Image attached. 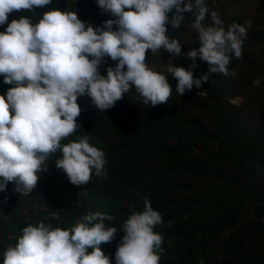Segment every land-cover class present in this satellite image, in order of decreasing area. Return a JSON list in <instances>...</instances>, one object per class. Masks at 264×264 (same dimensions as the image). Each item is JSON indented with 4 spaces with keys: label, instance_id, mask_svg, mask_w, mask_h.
<instances>
[{
    "label": "clouds",
    "instance_id": "9594fccd",
    "mask_svg": "<svg viewBox=\"0 0 264 264\" xmlns=\"http://www.w3.org/2000/svg\"><path fill=\"white\" fill-rule=\"evenodd\" d=\"M96 2L114 19L101 26L86 25L76 11L50 9L35 23L29 16L7 23L14 11H31L52 0H0V26L7 24L0 31V75L13 85L6 95L0 94V193L13 182L15 192L30 194L48 166L45 162L57 152L61 155L55 165L73 185L87 184L93 172L106 177L105 153L90 144L88 133L78 125L79 98L90 97L93 105L106 110L135 88L144 104L168 102L173 91L169 75L147 65L148 50H167L192 61L188 69L173 63L166 68L178 81L175 91L183 95L193 86L200 88L212 73L229 75L230 60L241 57L247 28L252 26L251 21L233 22L226 30L207 0ZM185 12L194 15L191 28L199 40V46L187 53L167 34L168 25L181 26ZM209 16L211 23H204ZM105 57L118 63L103 75L99 68ZM198 59L207 62L209 71L197 78L193 69ZM231 75L237 73L233 70ZM253 83L259 86L261 81ZM73 133L76 140L62 143ZM112 219L95 212L66 230L44 222L28 225L17 243L0 253L3 264H111L102 244L115 239L118 228L105 223ZM161 223V213L145 198L143 211L122 225L125 235L115 264H160L163 236L154 228Z\"/></svg>",
    "mask_w": 264,
    "mask_h": 264
},
{
    "label": "trees",
    "instance_id": "16d2710c",
    "mask_svg": "<svg viewBox=\"0 0 264 264\" xmlns=\"http://www.w3.org/2000/svg\"><path fill=\"white\" fill-rule=\"evenodd\" d=\"M78 2V5L68 6V1L52 0L51 4L31 11H14L9 14L7 23L21 16H29L35 23L50 9L76 11L86 25L101 26L108 19H114L109 13L99 12L95 0ZM192 21L194 19H190L189 26ZM6 26H0V31H4ZM167 34L180 42L179 28L168 25ZM192 34L194 37L180 42L185 53L199 46L198 33ZM173 58L162 49L155 53L148 50L146 55L150 68L169 75L173 91L168 102L157 106L144 104L135 88L106 110L93 105L90 97L79 98L82 111L77 117L78 125L88 133L90 144L105 153L106 177L93 172L87 184L73 185L66 173L55 165L61 155L57 152L45 162L48 166L30 194L20 195L14 191V183L9 182L7 190L0 193V253L14 246L22 235V229L28 225L38 226L44 222L53 228L66 230L83 215L101 212L113 217L105 222L107 226L118 228L115 239L102 244L111 264H115V253L125 235L122 225L130 215L143 211L146 198L163 219V223L154 228L163 236L165 252L160 254V264H200L201 260L204 264H214V257L208 255V247L199 245L196 254L191 244L197 236L206 239V227L203 232L197 231L202 227V221L211 220L210 210L204 213L205 218L201 217L204 206L199 207L197 196L208 200L210 194H217L211 187V142L214 138L211 135V116L205 122L204 118L191 113L197 106L211 108V102H226L224 94L230 92V87L220 74L212 73L200 88L193 86L180 95L175 91L178 81L166 73V65ZM176 58L180 59L178 67L188 69L192 64L186 57ZM246 58L250 66L258 63L249 55ZM116 63L118 61L105 57L101 64L104 70L101 72L99 69L100 73L106 75L107 68L114 67ZM196 63L194 77L209 71L207 62L198 59ZM11 87L13 85L5 83L0 75V94L6 95ZM204 90L205 94H202ZM74 138L76 140L73 133L62 143L72 142ZM181 191L188 195H181ZM256 215L263 217L264 207L258 206ZM170 222L171 227L168 226ZM187 234L190 235L189 242L183 252L182 241ZM208 258L211 263L206 262ZM0 264H3L2 255Z\"/></svg>",
    "mask_w": 264,
    "mask_h": 264
},
{
    "label": "rangeland",
    "instance_id": "374dc122",
    "mask_svg": "<svg viewBox=\"0 0 264 264\" xmlns=\"http://www.w3.org/2000/svg\"><path fill=\"white\" fill-rule=\"evenodd\" d=\"M65 1L68 6L79 4V0ZM207 6L217 12L226 30L233 22L244 25L251 21L252 26L247 28L241 57L230 60L229 75L218 73L231 88L224 94L226 102H211V108L197 106L191 113L205 122L211 116V187L217 191L208 200L197 196L199 207L204 206L201 217L210 210L211 220L202 221L197 231L206 227V239L197 236L191 244L196 254L199 245L208 247L214 264H264V216L256 215L257 207H264V0H207ZM98 11H102L99 6ZM184 15L180 42L196 32L189 26L194 15ZM204 23H211V17ZM248 55L258 63L250 66ZM179 60L175 57L166 66L173 63L178 67ZM99 69L104 70L102 66ZM233 70L236 76L231 75ZM257 79L259 86L253 83ZM189 237L187 234L182 241L184 247ZM210 258L207 263H211Z\"/></svg>",
    "mask_w": 264,
    "mask_h": 264
}]
</instances>
